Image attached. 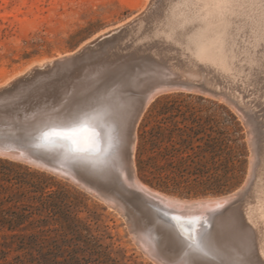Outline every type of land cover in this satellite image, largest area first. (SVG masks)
I'll return each instance as SVG.
<instances>
[{"label":"rangeland","instance_id":"rangeland-1","mask_svg":"<svg viewBox=\"0 0 264 264\" xmlns=\"http://www.w3.org/2000/svg\"><path fill=\"white\" fill-rule=\"evenodd\" d=\"M161 1L165 3L164 0H0V131L22 134L29 127L24 135L30 137L31 131L37 129L36 121L52 114H77L99 108L100 102L108 100L107 94L109 100L113 96L132 94L140 98L144 85L166 79L190 83L194 88L189 85L188 89H171L158 94L144 110L136 127V172L152 188L183 199L239 193L250 175L253 180L259 175L264 180V58L261 55L264 47L258 48L261 56L253 67L245 62L242 67H236L239 76L232 68L221 72L219 64L207 67L185 49L184 35L188 29L175 38L166 37L167 23L177 0H166L169 4ZM162 15L166 17L160 20L158 16ZM99 47L103 54L97 52ZM86 49L92 53L84 51ZM146 49L150 51L145 52ZM82 53H85L84 60L80 58ZM112 55V59L121 56L122 59L113 62ZM59 60L64 62L60 63L62 68ZM54 64L59 66L55 68ZM75 64L79 66L75 71L80 72L78 75L74 72L76 69H72ZM52 68L53 72L60 69V73L52 75ZM125 72L130 76H124ZM41 73H50L52 86L51 79ZM92 75L95 86L90 81ZM57 77L59 84L54 82ZM122 85L126 86V92H119ZM98 87L100 92L96 90ZM14 91L17 96L13 95ZM21 100L25 103L21 104ZM20 180L40 183L46 195L52 194L58 213L52 215L43 209L38 200L32 199L35 194L29 193L30 185L19 183ZM251 196V190L243 191L237 204L251 200ZM22 214L31 217L19 224ZM216 227L219 232L221 226ZM226 227V231H231L228 225ZM136 228L126 211L109 207L98 196L68 179L0 156V264H29L39 258L41 244L47 246L54 239L82 249L89 244L100 250L101 245L112 260L101 257L100 264H158L139 247L134 238ZM224 242L222 246L230 245L229 241ZM168 247L167 254L180 253L177 243L171 242ZM248 248L246 256L241 257L251 256L253 251Z\"/></svg>","mask_w":264,"mask_h":264},{"label":"bare ground","instance_id":"bare-ground-1","mask_svg":"<svg viewBox=\"0 0 264 264\" xmlns=\"http://www.w3.org/2000/svg\"><path fill=\"white\" fill-rule=\"evenodd\" d=\"M164 1L165 3L163 1L161 2H163L164 4H169L167 2L168 0ZM157 5L158 4H156V7ZM168 7H170V5ZM156 12L154 14H156ZM158 17L165 18L166 16L164 17L162 15ZM158 17L155 16L156 19ZM161 18L160 20H162ZM149 21L151 23V20ZM167 26V38H175L177 35H180L182 30L188 29V32L184 35L185 49L189 51L190 55L197 62L207 67H209V65L211 64H219L221 72L227 71L229 70V68H232L236 76H239V72L238 70H236L237 66L242 67V63L245 62L250 67H253L258 62L259 56L262 55V58H264V51H262L261 55H259L260 51H258V48L260 46L264 47V0H177V2L174 3V6L172 7L170 19L167 23ZM126 30L127 29H125V31ZM131 33L132 32L127 33V36ZM138 35L139 34H137V37ZM127 36H125V38H127ZM121 37L119 35V39H121ZM124 43H126V41ZM105 44H107V42H105ZM112 47H115L114 43ZM107 48L109 47L107 46ZM116 48L118 49V44L116 45ZM96 49L99 50H91H94L95 52H101L103 50V46L101 47L102 50H100V47ZM87 50L88 49L84 51L90 52V50ZM147 50L148 49H146L145 52ZM112 52L114 51H111V53ZM85 53H82V56L80 55V58H82L84 56L83 54ZM101 54L103 53L101 52ZM118 54L119 53H117V55ZM123 54L124 53H122L121 55ZM127 55L129 54L127 53ZM149 55L152 56L151 54ZM113 56L114 55H112L110 59H112ZM77 57L75 58L77 59ZM123 57V59H125L124 55ZM126 57L129 59L128 56ZM94 59L96 60L95 57ZM94 59L92 60L94 61ZM102 59H99L100 63ZM115 59H112V61ZM121 59L122 56L119 61ZM88 60H90L89 57ZM103 60L105 61V59ZM123 61L124 60H122L121 62ZM125 61L127 62L128 60ZM62 62L63 61L61 60L58 61L59 64ZM72 62L69 63L73 65ZM93 63H96V61ZM88 64L89 61L87 65ZM119 64L121 63L119 62ZM54 65L56 68L58 64ZM61 65L63 66V64H60V67ZM90 66L92 67V65ZM104 66L106 67V65ZM136 66L137 65H135V67ZM76 67L79 66H76L75 64V68L71 67L73 70L76 69L74 70V72H77ZM215 67H213V69ZM53 68L51 70L53 73L52 75H57L56 72H58L60 69L58 71H54V73ZM63 69H61L62 72H64ZM51 71L48 72L51 73ZM122 71H125V69H122ZM133 72L134 71H132V73ZM127 73L128 72H125L126 75L124 76L129 77L130 75H128ZM95 74L98 75V73L96 72ZM105 74L107 75V73ZM122 74L124 73L122 72ZM42 75H39L40 77L38 78L42 79L46 74H44L43 76ZM48 75H46L47 78ZM94 75H92V79H90V81L92 80L91 82L94 83L93 86L96 85V81L93 82ZM98 77H100V75ZM64 78H66V76ZM78 78L80 77L78 76ZM118 78H120V76ZM50 79L51 80H49V84L51 85L50 82L52 81V78ZM57 79L58 80L54 82H58L60 80L58 77ZM65 80L63 81V83L65 82ZM59 82L57 84H59ZM30 83L31 82H29L28 84ZM44 84L46 83L44 82ZM41 85H43V81ZM74 85H72L71 87H73ZM189 85L194 88V86L190 83H176L174 81H169L168 79H166L163 81H158L153 85H144L140 90V98H136V96L132 94L128 96L122 95V97L113 96L112 99L109 100L110 97L108 98L109 95L107 94V96H105L108 100L103 101V103L100 102V107L98 106L99 103L97 102V106L99 108L93 107L94 109L90 108V110H86L83 113L76 112L77 114H52L45 119L36 121L37 129L35 130V134L31 131V136L26 137L25 139H29L30 142H37L36 137L42 136L44 131L49 127L66 128L69 126H74L76 129L78 125L86 123L90 127V129L82 135L78 130L74 133L75 136L71 138L61 135L69 138L68 142L64 140L53 139L48 140V143L46 144L36 143L39 153L46 158H36L35 156H32L30 154V148L19 149L18 147L16 148V145L14 144L10 145L9 147H3V144L1 143L0 156L9 157L13 160L31 164L41 169H48L49 171L79 185L93 195L98 196L109 207L126 211L127 216L131 219L132 223L137 226L134 233V238L136 239L139 247L147 256L152 258L158 264H210V262L212 264H246L250 261L254 264H264V180L262 179L261 175H259L258 178L255 177L254 180L252 177L253 175H250L248 180L246 181L244 190L239 193L236 192L221 197L183 199L152 188L150 185L143 182L136 172L134 164L135 148L137 142L136 127L144 110L150 105V103L158 94L171 89H188L190 88ZM78 86V88H82L83 90H85L83 86ZM34 87L32 86L31 88ZM121 87L119 92H126V86H123L124 90H122ZM38 88H40V86H38ZM38 88L36 87V89ZM87 88L90 89L91 87ZM82 89H80V91ZM15 90H17V88H15ZM96 90H99V87ZM32 91L37 92V90ZM61 92L63 93V91ZM67 92L70 93L68 90ZM12 93L13 95H16L14 94L15 91ZM244 93L246 92L244 91ZM38 94L39 92L36 94V96ZM48 94L50 93H47V95ZM87 94L89 95L88 92ZM90 94L92 93L90 92ZM34 96L35 95H33V97ZM52 96L50 98L53 99V97L55 96ZM89 96H92L91 98L94 97L93 94ZM26 97L27 96H25V98ZM101 97L104 98V96ZM101 97L99 98L100 101ZM94 99L95 98H93V100ZM69 100L71 101V99ZM23 103L25 102L22 101L21 104ZM234 107L239 110L236 105H234ZM76 110L78 111L79 109ZM27 129L30 130L29 127H26V129H24V133L27 132ZM2 134L13 137L14 139L22 138L19 136H11L6 131H2ZM47 135L48 134L46 133V136ZM71 142L74 144L71 145ZM77 144L80 145L81 149H86L87 152H80L79 149H76L75 147L77 146ZM52 160L58 162L59 164H61V166H54L52 164ZM79 181H81V183ZM248 189L251 190V200H247L243 204H237V200L239 199L240 194ZM226 220L228 221V223H224V221ZM187 223L192 224V233L189 232V226L187 225ZM226 224L229 226L231 231H226ZM218 225L221 226V230L219 232L216 227ZM222 239L224 241H229L230 245H227L228 247L226 246V244V247L222 246L221 243H225L224 241L222 242ZM171 242L177 243L180 246V253H176L178 255L174 253L175 256H171L170 254L166 253V248L170 245ZM162 245H165L167 247H163L162 249ZM248 247H251L253 251L251 256L248 255V257L250 256L251 258L241 257L246 256L245 251H248Z\"/></svg>","mask_w":264,"mask_h":264},{"label":"trees","instance_id":"trees-1","mask_svg":"<svg viewBox=\"0 0 264 264\" xmlns=\"http://www.w3.org/2000/svg\"><path fill=\"white\" fill-rule=\"evenodd\" d=\"M19 183L24 185H30L32 190L29 193L35 194L32 198L38 200L42 208L49 212V214L56 215L58 212V206L52 201V194L46 195L45 188L40 183L27 182L26 180H20ZM40 194V196H36ZM28 211L27 209H24ZM32 214V212H31ZM31 217L30 214H22L19 219V224H24L27 219ZM100 250L97 248H91L87 244L86 248L82 249L79 246L70 245L67 241L60 243L54 239L47 246L41 244L39 248V258L32 260L29 264H100L101 257H105L108 261H111L110 253L102 251V246L99 245ZM69 248H71L69 250ZM44 249H47L46 251ZM97 256V257H95ZM115 262V260H113Z\"/></svg>","mask_w":264,"mask_h":264},{"label":"water","instance_id":"water-1","mask_svg":"<svg viewBox=\"0 0 264 264\" xmlns=\"http://www.w3.org/2000/svg\"><path fill=\"white\" fill-rule=\"evenodd\" d=\"M176 83H179V82H176ZM71 129H75L74 126H69V127H66V128H58V127H49L47 130L44 131L43 135L42 136H37V142H30L29 139H25L27 136L24 135V132L22 134H10L11 136H19V137H22L21 139L20 138H16L14 139L13 137H9L8 135H5V134H2V131H0V143L3 144V147H9L10 145L14 144L16 145V148L18 147L19 149L21 148H30L31 149V155L32 156H35L36 158H46L44 156H42L40 153H39V150L37 148V144L36 143H42V144H46L48 143V140H64L66 142L69 141V138L67 137H64V136H61V135H56L54 133L56 132H67ZM77 130L80 131V134L82 135L83 133H85L86 131H88L90 129V127L84 123V124H81V125H78ZM34 132L35 134V131H32ZM46 133L48 134L46 136ZM35 136V135H34ZM75 134L72 136L74 137ZM90 137V136H89ZM88 137V138H89ZM12 138V139H10ZM24 141H23V140ZM71 145H73L74 143H70ZM76 149H79L80 152H87L86 149H81L80 145L77 144V146L75 147ZM9 158V157H7ZM52 164L54 166H61V164H59L58 162L52 160ZM45 170H48V169H45ZM49 171V170H48ZM81 183V181H79ZM187 225L189 226V232L192 233V230H193V226L191 223H187Z\"/></svg>","mask_w":264,"mask_h":264},{"label":"snow or ice","instance_id":"snow-or-ice-1","mask_svg":"<svg viewBox=\"0 0 264 264\" xmlns=\"http://www.w3.org/2000/svg\"><path fill=\"white\" fill-rule=\"evenodd\" d=\"M76 131H78V130L77 129H71V130H69L67 132H56L54 134H56V135H64V136H67V137L71 138Z\"/></svg>","mask_w":264,"mask_h":264}]
</instances>
